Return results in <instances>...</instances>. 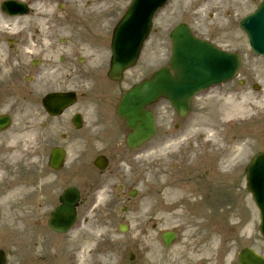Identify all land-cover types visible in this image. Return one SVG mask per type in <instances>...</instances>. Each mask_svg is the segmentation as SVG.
<instances>
[{
    "label": "rangeland",
    "instance_id": "rangeland-1",
    "mask_svg": "<svg viewBox=\"0 0 264 264\" xmlns=\"http://www.w3.org/2000/svg\"><path fill=\"white\" fill-rule=\"evenodd\" d=\"M119 1L122 2L124 0ZM174 3L177 5L178 0H174ZM169 14V8L162 12L161 17L155 22V29L159 30L161 26L171 27L173 25ZM209 23L210 21H205V24ZM205 29L215 31L217 28L211 29L209 25H205ZM230 37L232 36L228 34L226 38ZM165 43V40H163L160 45L165 46ZM153 45L152 41L149 48L155 47L157 42ZM157 50L158 58H163L164 55H167L164 54L165 48ZM158 63L162 65L165 64V61L158 59ZM240 77L239 80L245 82V84H238L237 82L230 87L217 88L201 94L193 103L189 117L180 122L174 118L172 109L167 102L160 101L158 104L152 106L151 110L157 116L158 135L150 144L142 148L135 157L134 155L130 156V164L126 161L129 158L127 154L116 158L117 161L120 159L124 164H121L118 169L113 165L111 170L113 175L118 177V179L112 176L113 178L108 180L109 188L113 189L116 187L113 190L117 191V185L120 182H124L127 185V190L137 191L135 198H129L131 200L130 210L132 212L125 215L126 220L131 225L129 234L124 237L123 241H116L120 236L122 237L116 229L115 223H118L124 214L120 212V208L124 203L117 201V205L115 206H111V203L107 205L105 189L102 186L103 177H97L96 174L92 176L95 190L92 189V186L88 190L84 188L85 193L83 194V201L79 209L81 227L78 228L77 226L76 230L78 231L76 233L82 234V232H85L83 239L87 240L89 238L87 234L92 230L96 234L99 232H101L100 234H105L107 230H110L112 237L109 238L105 235V240L108 241L109 238L111 241H115L114 244L120 250H122V246H125V250L133 249L137 251L139 256H145L143 260H153L152 258H146V254L147 257L158 255L157 261H162L163 263H166L169 256L173 255L174 264H199V262H193L197 256L201 258L203 264H213L211 261L213 259L210 257L212 252H215L217 256L216 261L219 264H238L235 257L239 248L249 245L264 254V243H256L255 241V239H260L257 231L259 214L255 210L251 193L246 187L245 177L246 167L255 155V152L264 149V110L261 108V106H264V61L254 59L251 56L246 57ZM255 85L260 86L261 90L255 91L253 88ZM228 94L235 96V98H227ZM246 99L250 102L248 106L242 107L241 110L242 112H246L244 115L247 116V119L251 117V121L247 123L248 127L241 125L245 118L238 119L236 118L238 115L223 117L224 115L233 113L232 109L222 108L225 102L235 105L237 101L241 102ZM172 118L173 120L175 119L174 123H172ZM229 118L235 120L232 127L226 124V120ZM176 126H179V129ZM222 130H224L223 133H226L224 139L226 143L234 142V138H237L238 133L246 135L245 131L247 133L248 130L252 131V135H247L253 141L251 153L246 154L243 159H239L234 163L235 166L233 167V164L230 166H223L224 164H221L223 156L226 155L227 151L223 149L225 146H222L218 140L215 141L214 137L218 135V139H221ZM231 147L235 149L234 147L236 146L233 143ZM186 160L189 165L186 164ZM16 162L21 164V161H15L13 164H16ZM76 164L77 160L74 159L67 165L66 170L62 173L63 181L68 180V177L73 174V168ZM173 166L177 167L173 168ZM188 166L190 169L194 166L195 168L200 167V176L201 178L203 177L201 180L211 181L209 184H212V187L209 190L217 193L216 203H222V200L226 199L236 201V208L231 209L232 205L225 206V208L228 207V210L231 209L230 213L232 216H229L230 213H228L227 218L224 216L221 218L219 215H216L214 219H211L209 216H202V223L195 230H192L191 227L193 225L189 223V218L193 217L183 218V220L178 215H174L173 219L170 217L171 215L169 214L172 211L167 213L169 212L167 204L171 200L168 199L166 194L171 187L181 190L185 189L184 186H181L180 176L190 178L192 170H188ZM155 171L158 172L159 179L157 178L152 181ZM168 173L169 175L171 173L172 175H179V177H176L177 184L169 183V181L167 183L163 182L166 180ZM138 174L140 175V181ZM192 180L193 178H190L189 182ZM49 181L51 182V179L46 175L45 182L40 181L38 185L47 187L50 184ZM203 185L197 186H201L200 189L195 188L196 194L208 204L209 200L203 191ZM1 186L3 185L0 184ZM191 186L194 187L193 185ZM50 187L55 189L53 183L50 184ZM110 192L112 194L110 196L111 201L114 203V192ZM184 192L172 195L170 198L173 201H177L184 196ZM100 196L101 200L99 199ZM47 201L50 200L46 198ZM10 204L12 206L6 210L0 207V219H5L0 220V230H6L14 238V246H17L19 243L16 240L23 238L24 233L16 234L14 230L11 231L9 229L7 219L8 216L10 217L12 208L19 210L11 217H24L28 221L30 219V223L27 226L31 227L29 229L31 234L35 233L37 229L41 231L46 226V219L34 222V219L31 218L32 216H28V210L31 209L32 204L28 203L27 200L13 201ZM50 205L52 203L47 204L46 207ZM156 205L159 206L157 207ZM53 206L54 204L49 209ZM107 206L109 207L106 209ZM178 210H181V208L178 207ZM219 211L217 209V212ZM246 214L249 216V220L248 218L246 219ZM253 216L256 219H253ZM247 223H250V227H248L249 240L245 237L246 235L243 237L242 233V228ZM166 230H172L178 234V238L168 251L163 248L160 239L162 232ZM191 232L193 233L191 234ZM72 238L73 236H68L63 240L70 241ZM97 248L99 254H95L94 258L89 257L88 264H105V256L108 261L113 260L114 258L112 257H116L108 247L103 246V243ZM147 251L150 252L146 253ZM203 254H206L205 259H202ZM227 255H229V262L225 259Z\"/></svg>",
    "mask_w": 264,
    "mask_h": 264
},
{
    "label": "flooded vegetation",
    "instance_id": "flooded-vegetation-1",
    "mask_svg": "<svg viewBox=\"0 0 264 264\" xmlns=\"http://www.w3.org/2000/svg\"><path fill=\"white\" fill-rule=\"evenodd\" d=\"M91 8L84 6V15L68 13L65 20L34 21L43 29L35 28L29 35L30 22H24L22 39L0 36V114L28 124L24 134L37 139L39 161L46 157L48 147L62 141H82L87 147L100 142L104 154L105 147H111L105 138V114L115 102V94L105 88V69L97 74L93 71L94 62L102 63L105 55V12L99 14ZM9 19L0 7V26L6 22L10 28L13 20ZM31 52L36 55L31 57ZM68 92L75 93V105L61 115L51 114L49 110L58 100L49 96ZM34 113L39 119L33 118ZM77 115L83 121L90 119V127L80 136L73 125ZM30 123L37 124V130H31ZM39 263L43 262H24Z\"/></svg>",
    "mask_w": 264,
    "mask_h": 264
},
{
    "label": "water",
    "instance_id": "water-1",
    "mask_svg": "<svg viewBox=\"0 0 264 264\" xmlns=\"http://www.w3.org/2000/svg\"><path fill=\"white\" fill-rule=\"evenodd\" d=\"M162 2L163 0H158L156 2L153 0H147L144 3L145 5L153 4L151 10H148V12L146 11L148 18L152 16L151 14L155 11L157 5ZM260 30L264 33V26L263 29ZM188 38H190L189 34L184 29H178L175 32L173 37V68L175 69L178 67L181 71L177 74L174 80L169 79L167 82H164L165 86L161 92H159L160 95L170 97L181 114L188 111L189 100L196 92L213 82L217 84L231 79L239 67L237 59L235 61L233 57L224 56L214 49H204L196 52L192 51V49L195 50V47L192 43L187 42ZM261 52L264 53V46L261 49ZM184 55L186 56L182 57ZM146 88L148 89L147 95H149L152 90L150 87ZM158 89L160 90L161 88L159 87ZM183 93H185V97L182 96ZM148 101L149 99L142 97L136 101H132L136 104L132 102L127 103L124 110V114L129 118L130 125H133L136 121L142 122V134L144 135L148 134L152 127L150 115H147L143 111V107ZM127 109L128 111H132V113H127ZM257 167H259V170L264 169V163H261V165H258ZM76 201V198L63 199L64 205L61 207L62 209L60 211L67 215L66 219H64L60 225L61 229L66 226L65 224H67V221L73 222Z\"/></svg>",
    "mask_w": 264,
    "mask_h": 264
},
{
    "label": "bare ground",
    "instance_id": "bare-ground-1",
    "mask_svg": "<svg viewBox=\"0 0 264 264\" xmlns=\"http://www.w3.org/2000/svg\"><path fill=\"white\" fill-rule=\"evenodd\" d=\"M250 101L248 99H246L245 101L242 100L241 102H238V106L239 107H246L248 106V103ZM261 108L264 110V106H261ZM238 111V109L236 108V112ZM246 112L243 111L241 113H239L238 115L240 116H245ZM238 142L234 143V144H237ZM250 143V142H249ZM249 143H247L249 145ZM247 144H242V145H237L236 146V149L235 150H232V148L230 147V144H228L227 146H225L223 149L226 150L228 153L230 152V154H227L226 156H223V166H230L232 165V167L234 166V163H236L239 159H243L244 155L247 153ZM186 192H191L192 194H189L187 195L186 197L182 198L179 202L176 201V202H172L171 205H178V204H184V208L182 210H179L180 213L184 214V212L186 211V209H188L190 206H192L194 203H195V200L191 199L190 197H194L196 196V194L194 193V190L192 187H187L186 188ZM170 193L172 194H178L179 193V190L175 187L174 189H171L170 190ZM212 200L211 201H215V198H216V193L215 192H212ZM208 198V196H206ZM203 201V200H202ZM225 201V203H221L219 204L220 206L224 205L223 206V212H226V213H230V211L228 209L225 208V206L228 205V200H223ZM216 204V202H214ZM3 205V204H2ZM216 204V207L219 206ZM179 212H176V213H179ZM231 214V213H230ZM232 215V214H231ZM15 217L17 216H14V217H9L8 221L9 222V225L11 226V228L14 230V232L16 234H20V233H23L24 230L26 229V225H23L22 224V220L21 219H14ZM189 223H191L192 225L194 226H197L200 224V222L198 221L197 218H193L189 221ZM191 225V226H192ZM193 232H191L192 234ZM85 232H82L81 235H84ZM89 237L90 239L93 240L94 243L97 242V235L94 231L92 232H89ZM91 240V241H92ZM91 252L93 254H95V248L93 246L92 249L89 248L88 246V243H86L84 245V247L80 250V254H79V261L82 262L84 257L85 259L88 257V253ZM226 258H229V255L225 256ZM94 258V257H93Z\"/></svg>",
    "mask_w": 264,
    "mask_h": 264
}]
</instances>
